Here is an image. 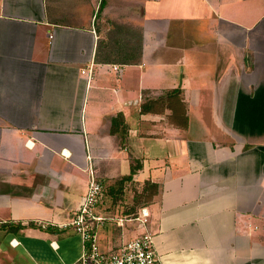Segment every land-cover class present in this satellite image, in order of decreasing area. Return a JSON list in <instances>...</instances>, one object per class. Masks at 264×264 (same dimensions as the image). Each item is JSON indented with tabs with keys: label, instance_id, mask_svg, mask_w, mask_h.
Wrapping results in <instances>:
<instances>
[{
	"label": "crops",
	"instance_id": "obj_1",
	"mask_svg": "<svg viewBox=\"0 0 264 264\" xmlns=\"http://www.w3.org/2000/svg\"><path fill=\"white\" fill-rule=\"evenodd\" d=\"M90 171L102 251L264 264V0H0V264H77Z\"/></svg>",
	"mask_w": 264,
	"mask_h": 264
},
{
	"label": "built area",
	"instance_id": "obj_2",
	"mask_svg": "<svg viewBox=\"0 0 264 264\" xmlns=\"http://www.w3.org/2000/svg\"><path fill=\"white\" fill-rule=\"evenodd\" d=\"M88 75H91V70ZM89 173L86 193L70 221V226L82 240V253L77 264H158L152 236L146 231L117 248L106 251L100 249L98 230L107 219L98 215L96 207L101 201L103 189L93 172ZM147 217V211L142 209L140 216L118 219L115 223L122 226L123 222L137 221L145 228Z\"/></svg>",
	"mask_w": 264,
	"mask_h": 264
},
{
	"label": "trees",
	"instance_id": "obj_3",
	"mask_svg": "<svg viewBox=\"0 0 264 264\" xmlns=\"http://www.w3.org/2000/svg\"><path fill=\"white\" fill-rule=\"evenodd\" d=\"M132 174H133V170L130 172V176H126V177L122 178L121 181H123V180H129L131 178V175ZM120 183H122V182H120Z\"/></svg>",
	"mask_w": 264,
	"mask_h": 264
},
{
	"label": "rangeland",
	"instance_id": "obj_4",
	"mask_svg": "<svg viewBox=\"0 0 264 264\" xmlns=\"http://www.w3.org/2000/svg\"><path fill=\"white\" fill-rule=\"evenodd\" d=\"M114 32H115V30H113ZM127 31V30H126ZM121 33H123V31L121 30V32L119 33V35L121 34ZM123 35V34H122ZM143 194H144V191H143ZM130 209H131V207H130ZM135 211V209H131V210H129V212H131V213H133Z\"/></svg>",
	"mask_w": 264,
	"mask_h": 264
}]
</instances>
